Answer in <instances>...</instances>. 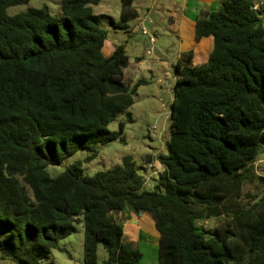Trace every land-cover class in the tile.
Returning a JSON list of instances; mask_svg holds the SVG:
<instances>
[{"label": "trees", "instance_id": "trees-1", "mask_svg": "<svg viewBox=\"0 0 264 264\" xmlns=\"http://www.w3.org/2000/svg\"><path fill=\"white\" fill-rule=\"evenodd\" d=\"M30 1L0 0V259L40 264L81 224L83 264H98L99 245L105 264H141L117 217L133 211L155 222L159 264H264V176L253 166L264 150V4L226 0L200 14L196 39L214 47L197 66L192 52L177 56L171 134L147 190L131 156L82 170L100 147L125 143V122L109 126L133 122L148 84L128 74L124 44L105 54L109 31L92 9L103 0L9 14ZM120 18L122 30L138 18L134 0H121ZM82 149L91 155L50 176ZM211 219L212 230L198 224Z\"/></svg>", "mask_w": 264, "mask_h": 264}, {"label": "rangeland", "instance_id": "rangeland-1", "mask_svg": "<svg viewBox=\"0 0 264 264\" xmlns=\"http://www.w3.org/2000/svg\"><path fill=\"white\" fill-rule=\"evenodd\" d=\"M31 8H48L53 16H57L60 13V0H31L28 4L11 8L9 14L22 13ZM120 8L121 0H103L101 4L92 7L94 13L101 18L102 28L109 31L108 45L113 44L116 47L125 43L132 64L138 58L143 60L140 68H134L133 65L132 71L130 68L131 72L127 70L128 74L130 73L134 82L146 80L148 84L138 89L135 104L130 109L133 122H126V118L122 116L119 121L109 126L110 131H119V123L125 122L122 136L125 143L115 141L100 147L99 156L90 162H83L82 170L84 176H94L115 165L122 164L124 157L131 156L137 165L138 172L146 179V189L152 190L159 171L163 169L156 157L166 153V143L171 134V105L174 99L177 62L175 47L169 36L158 34V37H154L157 25L153 23L146 22L142 25L136 20L129 22L130 27L134 29L132 36L114 26L117 21H121ZM140 13L144 15L146 10L140 9ZM167 16L169 13L161 8L151 13V18L159 23L167 21ZM143 28L147 30L148 35L143 34ZM151 37L157 38L156 43H151ZM104 52L105 54L109 52L108 46ZM90 155L87 149H82L66 158L60 165L50 167L48 172L51 177H57L67 168L78 161L85 160ZM146 157H153L150 164L147 163ZM144 165L147 169H144ZM149 165H154V168L148 169ZM127 215L134 217L135 214L133 211H126L117 216L123 225H127ZM135 224L134 221L131 222V225L136 226ZM198 224L207 230H212L216 222L211 219ZM141 226H144V223ZM83 240V227L81 224H76L74 232L60 242V248L66 251H52L50 258L43 260L40 264H83ZM145 240L141 242L140 247L142 253L145 254L144 261L153 255L152 250L146 253L148 243ZM106 259L107 252L102 245H99L98 264H105ZM0 264L14 263L0 259Z\"/></svg>", "mask_w": 264, "mask_h": 264}, {"label": "crops", "instance_id": "crops-1", "mask_svg": "<svg viewBox=\"0 0 264 264\" xmlns=\"http://www.w3.org/2000/svg\"><path fill=\"white\" fill-rule=\"evenodd\" d=\"M225 1L226 0H134V6L138 12V18L136 21L142 23V25L146 22L157 25L156 31L154 32V37H158V34L169 36V38H171L173 41V46L175 47L174 53L176 55V59L177 56L182 53L192 52L194 57V65L197 66L204 64L209 60L210 54L214 47L213 37L203 38L199 41L196 39L195 30L197 20L201 13L217 12L222 3ZM254 1L256 5L264 4V0ZM157 8H161L169 13V16H167V21L164 23L156 22L151 18L152 11L157 10ZM140 9H145L146 14L142 15L140 13ZM119 15H121V8ZM118 23L119 21H117L114 26L120 28ZM123 31L126 34H129V36H132L134 29L128 24V29ZM107 46L109 52L106 55L108 56L112 54L115 46L113 44L108 45V41L106 42L104 49L107 48ZM138 59H136L134 64H132L130 61L128 67L129 72L132 71L133 65L134 68L141 67L143 60L139 61ZM253 166L259 175L264 176V150L256 159ZM146 167L147 166L144 165V169H147ZM126 217L128 219L126 222L127 225H124V236L127 238L126 240L136 242L141 247V242L145 239H148L145 240V242L148 243L146 253L150 252L151 250L153 252L151 258H148L146 261H144L145 254L142 253L143 258L141 264H159V233L155 228L154 220L149 215H143L141 217H137L136 215H134V217H130L127 215ZM133 221L136 223V226L131 225V222ZM143 223L144 226H141Z\"/></svg>", "mask_w": 264, "mask_h": 264}, {"label": "built area", "instance_id": "built-area-1", "mask_svg": "<svg viewBox=\"0 0 264 264\" xmlns=\"http://www.w3.org/2000/svg\"><path fill=\"white\" fill-rule=\"evenodd\" d=\"M256 8H257V6H255V9H256ZM142 31H143V34H145V35L148 34V33H147V30H146L145 28H143ZM150 41H151L152 44H154L156 40H155L154 37H151V38H150ZM153 168H154V165H149V166H148V169H153Z\"/></svg>", "mask_w": 264, "mask_h": 264}]
</instances>
